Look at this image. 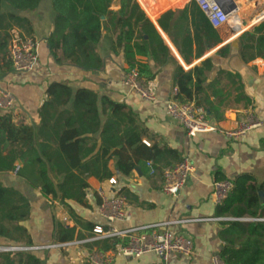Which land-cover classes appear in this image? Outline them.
I'll return each instance as SVG.
<instances>
[{
  "label": "crops",
  "instance_id": "obj_1",
  "mask_svg": "<svg viewBox=\"0 0 264 264\" xmlns=\"http://www.w3.org/2000/svg\"><path fill=\"white\" fill-rule=\"evenodd\" d=\"M135 1L154 24L167 50L158 62L150 53L135 57L136 63L149 65L154 73L148 86L157 97L155 102L145 101L124 84L129 65L124 50L116 47L119 31L115 28L120 0H114L111 13L104 17L103 36L96 49L103 67L95 71L59 63L52 55L47 42L54 29L52 0H42L36 10L19 13L30 21L32 32L29 35L14 28V35L35 39L39 60L34 71L28 74H16L12 67L11 71H6L0 62V87L16 98L14 110L0 111V116L9 114L17 124L39 126L40 110L48 100V88L54 83L64 84L75 92L84 89L100 99L107 97L124 104L135 114L138 125L146 131L145 141L156 148L158 155L139 160L136 169L128 175L118 170L114 158L101 168L100 175H111L109 178L99 179L85 172L81 178L88 187L80 203L68 201L64 204L51 195L46 196L40 186L31 185L18 174H0V184L14 188L29 201L30 218L21 225L27 229L31 240L30 244H26V239L22 244H12L0 238V247H18L19 250L10 252L30 253L42 264H89V255L99 249L113 256V264H212V258L220 256L225 245L220 234L227 228V221H231L227 215H219L221 205L213 199V181H234L240 176H251L258 185L264 184V126L250 131L240 140H230L218 132L188 137L183 126L166 111L168 100L179 93L177 71H192L210 59L213 68L206 73L201 98L212 102L218 110V118L209 115L213 122L224 130H236L248 117L264 121V55L251 62L243 61L240 56L241 37L264 22L258 21L264 14V0H231L238 7L234 23L229 24L231 19L218 29L210 24L194 0ZM199 11L207 18L215 40L213 46H206L203 52H200L195 26ZM145 46L149 52L148 44ZM227 46L230 47L228 56L226 52L220 55L219 51ZM6 54L11 61L8 48ZM99 147L83 163L91 161ZM184 158L190 159L195 170L178 197L167 196L163 191V171L176 167ZM75 174H79L78 171L75 170ZM113 177L118 180L116 186L109 184ZM100 191L108 198L122 195L128 200L131 217L128 221L114 223L116 229L158 225L160 230L168 229L191 238L193 255L172 254L167 261L154 253L127 258L119 253L127 239L91 240L96 225L110 226L99 213ZM60 227L74 231L71 241H64V235L58 239ZM108 245L111 248L107 250Z\"/></svg>",
  "mask_w": 264,
  "mask_h": 264
},
{
  "label": "trees",
  "instance_id": "obj_2",
  "mask_svg": "<svg viewBox=\"0 0 264 264\" xmlns=\"http://www.w3.org/2000/svg\"><path fill=\"white\" fill-rule=\"evenodd\" d=\"M41 1L0 0V62L6 71H11L12 67L6 51L14 28L29 35L32 32L30 21L19 13L36 10ZM113 2L52 0L54 29L47 42L59 63H69L85 71L103 67V60L96 49L103 36L104 17L111 13ZM119 5L115 21V28L119 31L116 47L124 50L125 61L129 65L127 74L136 70L148 83L154 73L149 65L136 63V55L150 53L158 62L167 50L154 24L135 0H120ZM263 19L264 14L258 17V21ZM195 26L198 43H201L200 52H203L206 46H213L215 40L207 18L200 11ZM229 50L227 46L219 54L225 55L226 52L228 56ZM263 55L264 22L240 39L243 61L251 62ZM212 68L208 59L192 71L179 69L176 73L179 92L176 99L181 103L194 102L204 107L210 116L218 118L220 114L214 104L201 98L206 73ZM47 94L48 100L40 110L39 126L17 124L9 114L0 116V174L14 172L20 164L22 167L17 174L31 185L40 186L46 196L51 195L64 204L68 201L80 203L88 187L81 178L85 172L99 179L109 178L111 175H100L101 168L114 158L118 170L128 175L136 169L139 160H149L158 155L156 148L145 141L146 131L138 125L135 114L124 104L107 97L100 99L97 94L84 89L75 92L70 86L58 83L52 84ZM65 106L70 107L60 111ZM98 145V154L83 163L94 154ZM75 170L79 174H75ZM57 176L64 178L60 180ZM231 182L233 186L229 196L219 207V215H227L231 219L220 234L225 242L220 257L225 264H264V205L260 198L264 184L258 185L251 176H240ZM29 218V201L14 188L0 184V238L12 244L26 241L30 244L28 231L21 225ZM246 218L253 221H241ZM57 233L58 239L64 235L63 240L68 242L74 237L73 230L63 227ZM110 248L108 245L107 250ZM0 264L42 263L30 253L10 252L0 253Z\"/></svg>",
  "mask_w": 264,
  "mask_h": 264
},
{
  "label": "built area",
  "instance_id": "obj_3",
  "mask_svg": "<svg viewBox=\"0 0 264 264\" xmlns=\"http://www.w3.org/2000/svg\"><path fill=\"white\" fill-rule=\"evenodd\" d=\"M202 12L207 16L210 24L218 29L228 23L236 13L231 1L228 0H194ZM228 1V3H227ZM226 5V6H225ZM238 8V7H237ZM8 55L12 62V70L16 74H28L34 71L38 60V43L32 37H19L14 35L8 46ZM124 84L139 94L145 101L155 102L156 95L149 88L145 79L139 76L136 70L127 74ZM178 94V93H177ZM168 100L166 111L169 117L177 120L185 129L188 137L198 134L218 132L230 140H240L256 129L264 126V121L248 117L236 130H224L209 117L206 109L195 103H181L176 97ZM16 105V98L8 90L0 87V111L11 112ZM22 165H17L13 172L17 175ZM195 168L189 158H184L176 167L163 171V191L167 196L178 197L186 186L189 177ZM111 186H116L118 180L109 179ZM229 180H214L212 195L215 203L221 205L229 196L232 189ZM102 202L99 213L109 227L96 225L92 230L91 240L101 239H127L125 245L120 247L119 253L127 258H139L145 254L154 253L163 261H167L172 254L191 257L194 245L191 238L174 233L168 229L160 230L157 226H147L128 230L116 229V222L128 221L131 214L128 210V200L125 196L116 195L106 197L101 191ZM221 220V219H219ZM21 249V248H20ZM25 249V248H23ZM19 250L18 247H0V252ZM89 264H113L110 253L94 250L88 257ZM212 264H225L219 255L212 258Z\"/></svg>",
  "mask_w": 264,
  "mask_h": 264
},
{
  "label": "water",
  "instance_id": "obj_4",
  "mask_svg": "<svg viewBox=\"0 0 264 264\" xmlns=\"http://www.w3.org/2000/svg\"><path fill=\"white\" fill-rule=\"evenodd\" d=\"M231 3L233 5V8L237 9V6L235 5V3H233V2H231ZM260 197H261L262 204H264V193L263 192H260Z\"/></svg>",
  "mask_w": 264,
  "mask_h": 264
},
{
  "label": "bare ground",
  "instance_id": "obj_5",
  "mask_svg": "<svg viewBox=\"0 0 264 264\" xmlns=\"http://www.w3.org/2000/svg\"><path fill=\"white\" fill-rule=\"evenodd\" d=\"M257 1H258V0H257ZM235 15H236V14H234V15L229 19V21L232 19L230 22L228 21L229 24L234 23V17H235ZM263 20H264V19H263Z\"/></svg>",
  "mask_w": 264,
  "mask_h": 264
},
{
  "label": "rangeland",
  "instance_id": "obj_6",
  "mask_svg": "<svg viewBox=\"0 0 264 264\" xmlns=\"http://www.w3.org/2000/svg\"><path fill=\"white\" fill-rule=\"evenodd\" d=\"M234 18H236V17H234ZM37 42V41H36ZM38 43V42H37Z\"/></svg>",
  "mask_w": 264,
  "mask_h": 264
}]
</instances>
